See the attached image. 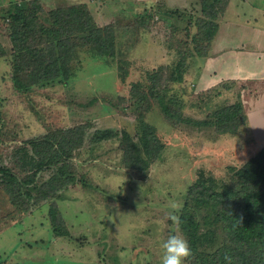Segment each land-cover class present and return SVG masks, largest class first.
<instances>
[{
	"label": "rangeland",
	"instance_id": "374dc122",
	"mask_svg": "<svg viewBox=\"0 0 264 264\" xmlns=\"http://www.w3.org/2000/svg\"><path fill=\"white\" fill-rule=\"evenodd\" d=\"M18 1L16 21L5 16L15 0L0 1V264H161L162 241L186 239L178 224L184 209L205 237L199 251L235 246L216 210L239 203L246 187L237 172L252 157L264 158V142L251 144L262 140L260 129L241 118L215 123L216 112L238 102L240 85L208 60L202 20L210 11L217 23L228 0ZM234 2L231 12L261 22L264 0ZM69 8L77 10L70 17ZM79 13L105 28L102 42L112 53L95 54L85 33L73 31V74L19 87L15 78L31 79L17 70L26 50L47 53L52 30L68 34ZM178 63L182 80L173 82ZM149 125L158 153L141 170L125 163L122 134L138 142ZM77 126L83 144L69 159L40 171L26 165L29 140ZM97 129L116 135L91 141ZM53 206L66 236L52 231ZM262 243L243 245L255 252Z\"/></svg>",
	"mask_w": 264,
	"mask_h": 264
},
{
	"label": "trees",
	"instance_id": "16d2710c",
	"mask_svg": "<svg viewBox=\"0 0 264 264\" xmlns=\"http://www.w3.org/2000/svg\"><path fill=\"white\" fill-rule=\"evenodd\" d=\"M207 1L202 0L201 5L203 6ZM210 1L219 2L220 0ZM19 4L20 2L15 0L13 7L7 8L5 15L7 19L11 21L20 19ZM75 11H77L75 8H69L67 16L70 17V14H75ZM209 12L206 15L207 18L202 20L203 25L207 26V36L205 39L208 43H210L217 28V23L214 22L215 13H211L213 15L209 17ZM72 21V28L64 36L60 34L61 32L58 29L52 30L53 32H47H51L49 39L51 43L47 53L42 51L33 52L30 49L26 50V54H23L26 61L24 64L18 63L17 70L22 71V69H27L29 72L26 71L30 73L31 79L22 81L19 78H15V82L19 87H26L28 84H42L56 79L67 80L73 74L70 66V61L75 56V44L72 42L70 36L73 31L85 33L83 43L88 45L91 43V47L89 46L90 50L98 49L97 52L94 51L95 54L108 57L112 53L104 48L102 42L105 28L95 25L89 14L79 13L72 18ZM113 39L114 37L111 36V40ZM175 69L176 71L170 74V79L173 82H180L182 80L181 64L178 63ZM216 113L219 118L215 120V123H219L220 121L226 123L229 121L233 122L239 118L243 119L240 101ZM141 125L142 127H139L143 129L144 125ZM143 132L147 134H142L138 142L130 140L126 133L122 134L125 139L123 143L127 146L124 151L125 163L129 166H132L133 163H138L136 167L141 170L146 169L149 161L158 153L157 149L155 151L151 150L150 144L152 142L148 140L149 136H155V128L149 125ZM84 133V127L77 126L64 129L60 132H54L50 135L46 134L40 139L29 140L28 143L33 155H28L27 151L22 153L26 157V165L32 167L33 171H40L46 165L52 163L58 164L61 161L69 159L71 151L83 144ZM115 135L116 132L114 133L110 129H97L92 134L90 140L101 141L112 138ZM57 136H61V139L57 140ZM55 141L56 144L54 146L53 143ZM260 158L261 155L252 157L237 172L245 182L246 187L243 190L245 192L242 194L239 203L236 200H234L235 202L230 201L216 210L215 221L223 223L235 246H223L221 250H217L213 254L199 251L198 247L203 243L205 237L199 232L196 220L186 209L180 213L178 224L189 243L192 264H264V158ZM10 177L11 181H18L15 176L11 175ZM32 182L33 179H29L25 183L29 184ZM196 187V183L191 184L187 190V194L192 193ZM216 195L220 196L219 194ZM49 212L54 235L58 237L66 236L68 230L57 217L56 207H50ZM255 240L263 242L262 247L257 251L250 252L244 248L243 244Z\"/></svg>",
	"mask_w": 264,
	"mask_h": 264
},
{
	"label": "crops",
	"instance_id": "0c3cea01",
	"mask_svg": "<svg viewBox=\"0 0 264 264\" xmlns=\"http://www.w3.org/2000/svg\"><path fill=\"white\" fill-rule=\"evenodd\" d=\"M233 1L239 2L228 0L224 5L222 19L218 20L210 41L208 60L217 61L219 72L229 70L233 73L234 76L229 72L227 77L240 85L241 116L248 129L262 130L257 134L262 140L251 144L261 145L264 142V16L259 17L261 22L251 17L240 18L231 12ZM260 13L264 15V11Z\"/></svg>",
	"mask_w": 264,
	"mask_h": 264
},
{
	"label": "clouds",
	"instance_id": "9594fccd",
	"mask_svg": "<svg viewBox=\"0 0 264 264\" xmlns=\"http://www.w3.org/2000/svg\"><path fill=\"white\" fill-rule=\"evenodd\" d=\"M161 247L163 249L161 264H184V259L191 254L188 241L179 234H170L162 241Z\"/></svg>",
	"mask_w": 264,
	"mask_h": 264
}]
</instances>
